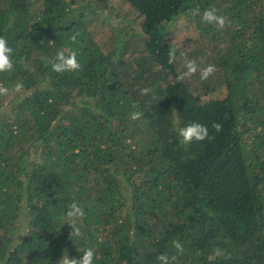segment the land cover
Masks as SVG:
<instances>
[{
    "label": "trees",
    "instance_id": "1",
    "mask_svg": "<svg viewBox=\"0 0 264 264\" xmlns=\"http://www.w3.org/2000/svg\"><path fill=\"white\" fill-rule=\"evenodd\" d=\"M0 36V264H264V0H0ZM69 50L81 69L52 71ZM192 122L214 138L181 145Z\"/></svg>",
    "mask_w": 264,
    "mask_h": 264
},
{
    "label": "clouds",
    "instance_id": "2",
    "mask_svg": "<svg viewBox=\"0 0 264 264\" xmlns=\"http://www.w3.org/2000/svg\"><path fill=\"white\" fill-rule=\"evenodd\" d=\"M193 16H201L202 21L215 24L218 28L223 29L226 25L227 18L224 16L217 15V9L215 7H210L203 11L201 15V11L199 7L192 9ZM78 33L71 37L72 41L75 42L77 39ZM12 54L13 49L9 46L7 38L4 36H0V72L11 71L13 69L12 62ZM78 53L75 50H69L67 54L64 51H59L54 60L51 63L52 71L56 73H65V72H76L81 69V64L78 60ZM168 62H175V51L170 50ZM186 70L178 73L176 79L177 82L185 81L186 79H190L197 72V64L195 60H188L186 62ZM217 71L214 65H208L202 70H200V78L201 80H207L209 76L213 75ZM23 87L22 84L17 83L15 86V90L19 91ZM8 89L3 85H0V95H7ZM142 94H147L148 89H142ZM133 107H136L134 104ZM143 116L142 112L135 111L132 112L130 118L132 120H139ZM212 127L216 130V132H221L223 130V126L220 123H213ZM178 136L180 138L179 142L181 145L187 146L195 141H204L205 139H213L209 135V129L207 125L201 124L199 122H192L178 129ZM66 223H68L72 228V233L76 236L80 235V230L77 227V222L84 218L85 211L83 207L78 202H73L68 207L66 211ZM172 246L176 249V251L180 254L183 253L184 248L182 243L179 240H173ZM83 256L80 258L70 257L67 252L61 256L58 260L57 264H94V260L96 257L95 251L92 248H87L83 251ZM217 256H222L224 259H229L230 254H226L224 249L216 247L213 250V254L209 256V259H214ZM176 256H172L171 258L167 253H162L157 256V261L160 264H172V261H175Z\"/></svg>",
    "mask_w": 264,
    "mask_h": 264
},
{
    "label": "rangeland",
    "instance_id": "3",
    "mask_svg": "<svg viewBox=\"0 0 264 264\" xmlns=\"http://www.w3.org/2000/svg\"><path fill=\"white\" fill-rule=\"evenodd\" d=\"M214 93H210V95L212 96Z\"/></svg>",
    "mask_w": 264,
    "mask_h": 264
}]
</instances>
